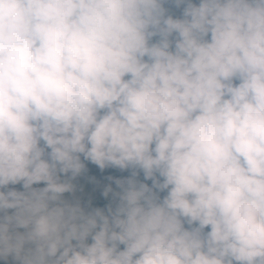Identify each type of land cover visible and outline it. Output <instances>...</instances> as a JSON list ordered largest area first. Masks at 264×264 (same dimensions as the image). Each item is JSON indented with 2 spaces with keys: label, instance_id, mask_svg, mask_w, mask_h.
<instances>
[{
  "label": "clouds",
  "instance_id": "clouds-1",
  "mask_svg": "<svg viewBox=\"0 0 264 264\" xmlns=\"http://www.w3.org/2000/svg\"><path fill=\"white\" fill-rule=\"evenodd\" d=\"M0 264H264V0H0Z\"/></svg>",
  "mask_w": 264,
  "mask_h": 264
}]
</instances>
